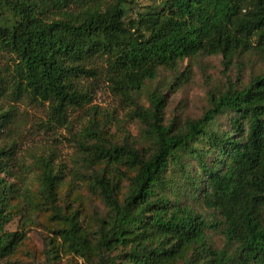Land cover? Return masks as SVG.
Here are the masks:
<instances>
[{"label":"trees","instance_id":"obj_1","mask_svg":"<svg viewBox=\"0 0 264 264\" xmlns=\"http://www.w3.org/2000/svg\"><path fill=\"white\" fill-rule=\"evenodd\" d=\"M129 5L0 0V53L9 56L0 69V101L48 103L61 122L69 109L89 103L81 86L87 77L104 74L112 91L132 103L159 69L174 70L184 60L220 55L227 67L252 53L264 62V0H160L134 17ZM148 102V108L134 104L133 111L147 151L107 141L97 123L82 131V162L106 209L93 232L58 206L60 176L49 159L40 160V193L63 224L56 232L62 247L98 264H264V73L238 88L229 83L211 96L200 118L181 127L164 124L162 95L152 92ZM224 115L228 129L218 130L216 120ZM11 118L0 106V135ZM10 154L0 148V174L9 175ZM186 159L194 162V174ZM18 191L0 178V260L22 238L4 230L8 200ZM182 196L211 220L180 203ZM208 229L224 239L221 249L207 243Z\"/></svg>","mask_w":264,"mask_h":264},{"label":"rangeland","instance_id":"obj_2","mask_svg":"<svg viewBox=\"0 0 264 264\" xmlns=\"http://www.w3.org/2000/svg\"><path fill=\"white\" fill-rule=\"evenodd\" d=\"M128 1L131 17L160 2ZM7 63L9 56L0 53V69ZM261 73H264V62L252 53L240 54L227 67L220 55L197 56L180 62L174 70L159 69L154 80L146 82L140 92L133 94L132 103L113 92L110 82L101 73L81 81L91 99L82 107L69 109L61 122L52 116L48 103L26 97L19 101L2 99L0 106L9 109L12 118L0 135V148L11 149L7 162L9 175L0 174V178H5L19 190L8 200L10 219L4 230L22 233V238L14 252L0 260V264H98L96 259L79 258L62 247L56 232L63 224L52 217L40 193L41 159H49L54 172L60 176L58 206L65 212H74L81 227L93 232L96 219L104 216L106 209L92 189V170L82 162L84 151L79 143L84 140L82 131L85 127L97 123L107 141L128 142L147 151L149 143L143 136V125L133 116L134 104L148 108L149 94L158 92L165 100L164 124L181 127L187 121L200 118L210 107L211 96L224 92L229 83L238 88L246 85L253 75ZM227 120V115L218 117L215 128L228 129ZM187 163L189 171L194 174V162L186 159ZM126 185L125 181L121 183L118 198L125 193ZM179 201L190 204L211 220L197 202L183 196ZM206 241L215 250L224 245L217 230L208 229Z\"/></svg>","mask_w":264,"mask_h":264}]
</instances>
